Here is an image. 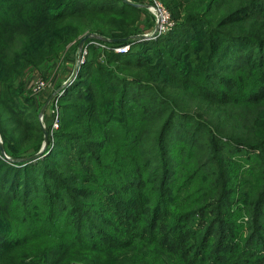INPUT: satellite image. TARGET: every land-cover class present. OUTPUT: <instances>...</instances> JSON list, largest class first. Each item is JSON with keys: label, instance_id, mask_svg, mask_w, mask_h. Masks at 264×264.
I'll use <instances>...</instances> for the list:
<instances>
[{"label": "trees", "instance_id": "obj_1", "mask_svg": "<svg viewBox=\"0 0 264 264\" xmlns=\"http://www.w3.org/2000/svg\"><path fill=\"white\" fill-rule=\"evenodd\" d=\"M162 1L172 18L181 21L180 26L196 21V27L205 32L201 38L200 51L203 50L204 56L197 69L199 76H195L192 84L195 89L189 82L185 83L190 84L195 96L204 99L199 101V110L212 116L206 119L210 123L203 121L201 113L199 117L194 114L182 96L167 93L176 87L177 81L166 78L162 81L165 86L158 89L149 81L142 82L141 75L148 76V73L139 57L119 59L124 54H109L121 65L117 68L121 77L113 79L120 86L115 91L119 99L136 102L144 94L143 89H151L164 110L170 113L154 129L153 139L147 144H139L145 137L141 132L145 118L159 114L153 112L152 106L142 104L137 109L138 118L124 117L133 128L138 125H134L137 119L141 122L131 140L133 149L127 157L128 163L125 167L119 166L120 172H107L120 175L118 189L105 190L107 195L101 207L96 204L100 196L93 203L82 201L85 206L92 203L90 208L95 206L94 210H98L94 218L99 226L88 220L86 226L85 213L73 202L67 204L64 195L71 193L83 199L93 193L100 194L96 187L112 185L109 178H102V172H94V177L79 176L75 172L70 178L61 172L48 175L35 172L22 179L16 176L14 182L6 179L8 189L0 190V264H247L256 255L255 245L247 246L259 239L257 232L264 218V60L260 59L261 55L252 60L253 54H248L249 58L241 64L234 59L240 45L255 44L259 50L264 49V0ZM143 10L123 0H0V136L4 152L18 164L14 167L24 168L40 162L38 157L28 162H21L19 158L39 150L43 140L40 127L24 120L14 107L19 97L16 81L24 70L56 54L85 30L98 38L93 41L106 45L132 43L140 31L133 11ZM252 49L253 46L249 47L247 52ZM216 70H227L231 76L218 80L221 88L213 91L200 82L209 79ZM170 71L176 77V71ZM245 73L253 75L245 79ZM65 93L77 95L69 88ZM155 97L149 98L147 105ZM95 109L81 106V114L77 111L73 130L69 131L99 137L102 131L95 130L94 124H89L90 119L94 117L104 127L111 117L102 113L93 115ZM161 112H164L162 108ZM181 115L189 117L195 128L210 135L207 146H200L205 157L196 159L190 174L184 173L188 163L184 162L180 176L185 178L174 189L168 181L174 175L178 155L166 157V136L174 118ZM213 117L231 118L238 128H220ZM125 133L126 129L121 127L120 134ZM137 135L141 138L137 142L139 148L134 144ZM226 144L231 146L228 148ZM121 145L124 146L123 141ZM250 148L253 153L257 151L253 166L248 155ZM147 149L154 154H147ZM192 150L187 149L183 139L175 152L190 156ZM241 150L244 154H237ZM6 159L0 157V168L11 165ZM102 159L115 162L109 155ZM244 160L247 168L243 166ZM212 161H215V173L207 169ZM154 163L155 169L150 171ZM40 174L44 180L41 191ZM84 183L89 186L84 188ZM255 191L251 217L258 228L253 236L243 240L238 238L241 227L236 222L240 211L232 208L241 209L238 203L252 205L250 195ZM40 194L44 199H40ZM88 228H94L95 234Z\"/></svg>", "mask_w": 264, "mask_h": 264}, {"label": "rangeland", "instance_id": "obj_2", "mask_svg": "<svg viewBox=\"0 0 264 264\" xmlns=\"http://www.w3.org/2000/svg\"><path fill=\"white\" fill-rule=\"evenodd\" d=\"M130 1L147 4L148 7L143 11H133L134 15H137V27L140 31L136 35L137 38L132 39V43H129V49L128 52H126L128 55H125V53L117 58L123 59L131 57L134 59L139 57L140 63L143 64L144 69H146L148 73V76L141 75L142 82L146 83L149 81L158 89H162L165 86L162 81L166 78L171 77V79L177 81L176 87L170 88L167 93L173 92L176 97L182 96L183 100L186 99L191 105L190 109L194 114L196 113L198 115L201 113L202 119L204 118L203 121H207L206 119L211 115L199 110V101H203L204 99L193 94L194 87L192 86L195 81V76H199V74H197V69L201 65L200 61L202 60V56H204L203 50L202 52L200 51V48L202 47L201 38L205 35L204 30L201 27H196V21H190V23H187L190 24L189 26H180L181 21L172 18L169 9L162 0ZM80 4L82 6V3ZM119 4L120 2L118 5ZM127 7L130 8L129 6ZM160 7L166 8L171 16V25L164 33H158L155 30L157 19H159L158 13ZM262 7H264V1H262ZM119 23H121V21ZM190 26L192 29L189 28ZM85 35H88V37L79 48L80 40ZM143 35L146 37H143ZM93 39L97 40L98 38L92 37L90 31L85 30L79 37L64 45L56 54L44 58L36 65L26 68L16 81V88L19 90V97L15 101V109L23 115L24 120H28L30 123L38 125L42 134L43 130L47 133L46 146L38 156L40 162H34L32 165H28L24 168H17L13 166H18V164L13 162L15 160L13 156H9L6 152H4L6 155L4 156L0 151L1 158H7L6 160L8 162H12L7 168L6 166L0 168V190L4 191L9 187L7 182H5L6 179H10L14 182L16 176H20L22 179L25 175L33 176L35 172H45L46 175L50 174L49 172H61L63 176H68V178H70L75 172H77L79 176L85 174V176L88 177H94V172H102L103 179L108 180L109 178L112 185L96 187V190L99 191L100 194L93 193L83 199L71 193H68L67 196L64 195L67 204L73 202L85 213L84 216L87 219L84 224L86 226L87 220L94 223V226H99V221L94 218V216L97 217L98 210H94L95 206L90 208V205L93 203L94 199L100 196L101 198L96 204L101 207L103 200L105 199L104 195H107L105 190H112V192L117 191L120 175H111L107 172H120L119 166L125 167V164L128 163L127 157L133 149L131 140L134 137L137 129L136 127L140 125L139 122L141 121H138L137 119L134 125H138L133 128L132 124L128 123L129 121H126L129 119L127 118L125 120L124 117H130L134 120L137 116V109L142 104L145 106H152L153 112L159 114V116L156 117L149 116L145 118L144 126L141 129V132L145 134V137L143 138V141L139 142V144L141 142L147 144L153 139L154 129L162 124L165 121L167 114L170 113L168 110H164V106L160 102L158 96H156V100L153 99V103L147 105V100L155 97V94L151 89H143L144 94H142L136 102H130L128 99H119L117 92L115 91L119 90L120 86H117L113 79L121 77V73L117 70L121 65L114 59L116 57L110 56L109 54L117 53L114 51V48L121 44L104 45L105 47H102L99 42L93 41ZM252 46L253 49L247 52L248 48ZM239 48L238 53H235L236 56L234 59V62L237 64H241L243 60L249 58V56H247L248 54H253V57L251 58L252 60H256L259 55H261L260 59L262 58L264 60V49L259 50L258 46L255 44L240 45ZM242 52L244 54H241ZM170 70L176 71V77L170 75ZM214 73L215 74H212L210 78L207 79L209 81L202 80L200 82L202 85L205 84L210 86L213 91L221 88V86L217 85L218 80H224L231 76V73L227 70H216ZM252 75V73H245L244 78L248 79ZM109 78H111L112 81H109ZM185 82H189L193 88L189 83ZM67 88H69L71 93L77 95L66 94L65 92ZM165 89L166 88H164V91L166 92ZM48 98H50L48 105L44 112L41 113V109ZM81 106L97 107L93 112V115L102 113L108 114V117H111L109 124L107 126L105 124L104 127L101 126L94 117L90 119L89 124H94L95 130L102 131V134L99 137H87L84 134H75L74 132L69 131L73 130L71 127L73 126V122L76 121L74 117H77V111H80L81 114V110H79ZM101 106H103V108H101ZM213 106L216 107V105ZM75 107L77 109H75ZM161 108L164 112H161ZM86 116L89 117V114ZM56 120L57 124L55 125L54 122ZM212 120H214L220 128L222 126H225V128H238L231 118L223 120L222 118L219 119V117H213ZM207 123L210 122L207 121ZM63 125L69 126L66 128ZM121 127L126 129V133L123 135L120 134ZM195 127L196 125L189 117H182L181 115L174 118L172 126L168 130L165 155L166 157L168 155L170 157L171 155H178L174 175L168 181L169 186L174 187V189L176 183H180L185 178L180 176L184 162H188L187 169L184 173L190 174L192 173L191 171L194 169L195 164H197L196 159L199 157H205L200 146L203 144V147L207 146V138L209 137L210 132L203 131L202 129L198 130ZM117 133L118 136L116 135ZM140 139L141 138L137 135V141L134 144H137L138 148L140 145L137 142ZM183 139L187 149L189 148L192 150V146H195L190 156H188L186 152L182 155L175 152L177 145H179ZM43 141L44 134L41 146ZM122 141L124 142V146L121 145ZM0 142H2L1 136ZM125 144L126 146L128 144V147H126ZM226 146L229 148L231 145L226 144ZM39 150L33 153L32 151H29L23 156L34 154ZM147 151V154H154V152H151L149 149H147ZM254 153H257V151H254ZM254 153L250 148L248 155L252 166L256 162ZM147 154L145 152L144 156ZM237 154L243 155L244 151L241 150L237 152ZM108 155L111 156L116 163L113 162V164L102 159L103 157L106 158ZM42 162L46 164L45 166H48V168L43 167ZM242 163L244 168L248 164L246 160L242 161ZM155 164L156 163L150 166V171L155 169ZM207 169H209L211 173H215V161H212ZM207 169L204 170V174ZM243 169H241L240 174ZM224 173L227 174L228 172ZM243 173L245 174V172ZM42 176L43 175L40 174L41 182L38 184L39 191L44 187ZM245 176L248 177L249 174ZM254 177L259 179V176L256 174ZM45 178H48V176ZM237 182L239 181L237 180ZM114 184L116 187H113ZM82 186L87 188L89 184L84 183ZM173 190H170V192L172 193ZM235 195L240 196V193L235 191ZM256 196L257 191L250 195L252 205L246 207V205L238 203L240 204L241 209L236 206H233L232 208L240 211L239 219L236 222L241 227L240 236L238 238L243 240H248L249 236H253V231L258 228L256 227L257 223L253 221L251 217V209L255 207L253 206V203L255 202ZM41 198L44 199L43 194H40V199ZM82 201L92 203L85 206ZM69 208L67 210H69ZM72 209L70 208V210ZM260 221V228L257 232L259 239L256 238V240H252L247 246V248H249L252 243L258 251L257 253H254L256 255H254L252 260L247 264H264V218ZM88 230L92 234H95L94 228H88ZM214 234H216V232ZM260 247H262V249H259Z\"/></svg>", "mask_w": 264, "mask_h": 264}, {"label": "built area", "instance_id": "obj_3", "mask_svg": "<svg viewBox=\"0 0 264 264\" xmlns=\"http://www.w3.org/2000/svg\"><path fill=\"white\" fill-rule=\"evenodd\" d=\"M158 15H159V19H157L155 30L158 33H164L169 29L171 25V16H170V13L164 7H160ZM96 42H99V41H96ZM99 43L101 44L102 47H105L104 45H106L105 43H102V42H99ZM128 49H129V44L124 43L114 48V51H116L118 54H125L126 52H128ZM54 123L56 125L57 120Z\"/></svg>", "mask_w": 264, "mask_h": 264}, {"label": "water", "instance_id": "obj_4", "mask_svg": "<svg viewBox=\"0 0 264 264\" xmlns=\"http://www.w3.org/2000/svg\"><path fill=\"white\" fill-rule=\"evenodd\" d=\"M129 4H132V5H135V6H138V7H143V8H147L148 5L147 4H140V3H135V2H132L130 0H123ZM145 35H143L144 37ZM88 37V35H85L81 40H80V43H79V48L82 46V43L84 42V40ZM146 37V36H145ZM109 41H114V40H109ZM50 98H48V100L45 102V104L43 105L42 109H41V113L44 112V110L46 109V106L48 105V102H49ZM43 134H44V141H43V144L40 148V150L38 152H36L35 154H32V155H28V156H24L22 158L19 159V161L21 162H28V161H31L33 159H36L40 154L41 152L43 151V149L45 148L46 146V136H47V133L45 130H43ZM0 151L2 153V155L6 156L5 153H4V149H3V145H2V142H0Z\"/></svg>", "mask_w": 264, "mask_h": 264}]
</instances>
